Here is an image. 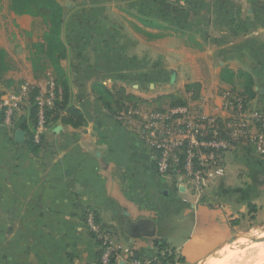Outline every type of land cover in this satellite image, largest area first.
Wrapping results in <instances>:
<instances>
[{"label":"crops","instance_id":"1","mask_svg":"<svg viewBox=\"0 0 264 264\" xmlns=\"http://www.w3.org/2000/svg\"><path fill=\"white\" fill-rule=\"evenodd\" d=\"M73 7L62 27L69 99L43 144L29 145V108L11 126L0 113V264H100L89 214L121 251L117 264L157 263L163 245L178 264H204L246 226L264 224V155L255 146L235 145L224 177L211 174L197 194L180 172L159 174L152 149L114 110L119 87L148 114L183 95L204 114L228 119L223 96L242 95L244 80L222 82L227 68L251 76L252 108L264 111V0H82ZM9 13L10 23L31 21L42 33L24 44L14 35L30 28L3 25L13 32L0 40L9 64L0 103L24 82L44 89L47 73L56 77L37 49L49 13ZM120 14L128 24L114 17ZM187 86L200 97L188 98Z\"/></svg>","mask_w":264,"mask_h":264},{"label":"built area","instance_id":"2","mask_svg":"<svg viewBox=\"0 0 264 264\" xmlns=\"http://www.w3.org/2000/svg\"><path fill=\"white\" fill-rule=\"evenodd\" d=\"M36 89L33 142L41 146L44 134L50 127L48 112L63 99V89L52 73L44 89L27 82L18 86L2 100L0 113L6 125H13L28 110L31 94ZM223 97V110L230 113L225 120L213 118L202 111L193 113L192 108L186 105L154 111L148 116L141 115L142 121H146L141 126L142 132L138 126L131 125L144 144L147 140L156 156L161 176L180 172L190 182L195 193L202 194L211 174L224 177L225 155L239 142L251 143L264 155V111L252 108L251 102L246 101L242 95L225 93ZM138 112L140 110L136 109L131 114L136 113L138 117ZM86 225L101 245V264H117L121 251L103 232L94 214L86 217ZM126 253L132 256L130 251ZM133 264L155 263L135 261Z\"/></svg>","mask_w":264,"mask_h":264},{"label":"trees","instance_id":"3","mask_svg":"<svg viewBox=\"0 0 264 264\" xmlns=\"http://www.w3.org/2000/svg\"><path fill=\"white\" fill-rule=\"evenodd\" d=\"M10 10L17 16H34L40 13L42 10H46L50 15V29L44 38V43L37 45V49L42 51L48 64L53 68L54 73L56 74V79L58 84L63 89V99L59 101L55 107L48 112L49 125L53 123L57 119V114L64 108L68 99H69V89L68 85L63 79V70H62V61L66 58L67 49L62 39V27L64 23V9L60 5L57 0H9ZM9 71V64L7 62V55L0 48V80L3 79L5 74ZM240 77L244 80V93L242 96L246 101L252 102L255 98V93L253 91V79L250 75L240 72L239 74H235L230 69H224L221 73V81L228 84L233 85L234 80ZM194 86H187L186 92L190 91ZM37 90L33 91L31 94V102L29 106V119L33 124L36 121V106L34 103V98L37 95ZM103 91L108 93V89L104 88ZM118 96L120 97V101L117 103L115 111V115L118 116L122 112H127L130 108L129 104L139 103V100L135 98L125 97L123 88H116ZM3 95L0 93V101ZM179 96H170L168 97L173 102L169 107H177V106H186L188 103ZM107 97L103 96L101 99L106 105L108 109H111V104L107 102ZM127 101V102H125ZM113 112V110H112ZM76 114V112H75ZM3 117V115L1 114ZM28 119H24V124L27 123ZM34 126V125H33ZM32 136V137H31ZM44 139V137H43ZM29 145L33 150H37L36 144L33 142V133L30 134V142ZM102 255V251H101ZM100 255V257H101ZM101 260V258H100ZM176 261L182 263V259H178L175 255V252L170 251L167 245H163L160 250V256L158 258V262L155 264H176ZM101 264V262H100Z\"/></svg>","mask_w":264,"mask_h":264},{"label":"rangeland","instance_id":"4","mask_svg":"<svg viewBox=\"0 0 264 264\" xmlns=\"http://www.w3.org/2000/svg\"><path fill=\"white\" fill-rule=\"evenodd\" d=\"M62 6H63V8H64V11H66V17L65 18H67V16L71 13L70 12V10L69 9H72V6H74L73 7V9L75 8V5H77L78 4V2H80V1H82V0H57ZM74 3H75V5H74ZM9 4H10V2H9V0H0V40L1 39H3V38H5L6 36V34H9V32L8 31H5L2 27H3V25L4 24H10V26H12V29H13V31L14 32H18V31H20V30H18L19 29V27H21L22 25H25V26H27L28 28H30L29 30H27V31H20V33H19V35H16L17 33H15V35H14V39L17 41V40H19V42H21V43H24V44H26L27 43V41H29L31 38L33 39V38H36V36H38L39 35V37H40V34L42 33L41 31V29H40V33H38L36 30H31V27H33V26H35V25H33V22H31V21H23V22H21V23H15V22H13V21H11V23H10V18H9V15H10V13H9V11H11L10 10V7H9ZM69 6V7H68ZM43 11V10H42ZM46 11V10H45ZM42 15H45L44 13H42ZM47 15V14H46ZM116 19L117 18H119L120 19V21L122 22V23H124V24H128V19H127V16H124V15H118V16H114ZM43 18V17H42ZM69 18H71V15L69 16ZM37 24H41V27H44L43 26V21L40 19V21H38V23ZM49 25H50V17H49ZM13 26H15V27H13ZM68 28V27H67ZM49 29H50V27H49ZM5 31V32H4ZM12 30H10V34H9V36H8V38L9 39H12V34H11V32H13ZM34 32V33H33ZM37 32V33H36ZM65 32V39H68V40H70L71 39V37H72V34L70 33V32H68V30H66V31H64ZM6 33V34H5ZM36 33V34H35ZM5 40H8L7 38H5ZM2 41V40H1ZM63 62V61H62ZM203 65L204 64H202V69H203ZM41 66H42V64H37V67L40 69L41 68ZM52 68V67H51ZM50 73H52V72H48L47 73V79L49 78V75H50ZM53 74V73H52ZM169 80H170V78H169V73H167V75H166V78H165V81L166 82H169ZM24 83H26V82H24ZM28 83V82H27ZM23 84V83H22ZM21 85V84H20ZM184 87L185 86H183L181 89L183 90L184 89ZM191 92V95L189 94V97L188 98H192V97H200V93L197 91V90H194L193 88L192 89H190V91L188 92H185V93H190ZM179 97L178 98H180V97H182V99L183 100H185L186 101V99H185V97L183 96V95H178ZM191 96V97H190ZM223 101H224V98H223ZM173 101L171 100V99H169V101L167 100V103H165L164 105L166 106V105H170L171 103H172ZM138 105H139V103L137 104V103H133V104H129V106H130V108H129V110L125 113V112H122L121 114H120V117H119V119H121L122 121H125V120H127V122L130 124V126L132 125L133 127L134 126H138V128H139V130H140V132H142V130H141V126L142 125H144V122H146V121H142V116L141 115H143L144 114V116L145 115H149L148 114V112H151L150 110L151 109H149V110H147L146 112H144V110L146 109V107L145 106H139L138 107ZM188 106H193V105H189V104H187ZM168 107H166L165 109H167ZM192 108V111H193V113H197L198 111H201L200 109H197L196 107H191ZM136 109H138V110H140V112H138V114H140V115H138V117H136L135 115H136V113H133V114H131V111L132 112H134ZM153 113V112H152ZM141 116V117H140ZM145 120H147V119H145ZM135 133V132H134ZM141 137H143V135H141ZM145 142H146V146L147 147H150L149 146V144H148V142H147V140L145 139ZM245 230H244V232H241L240 234L241 235H244V236H241L240 234H237V236L236 237H234L232 240H230L228 243H226L224 246H223V248L222 249H220V251H218L216 254H214L208 261H206L204 264H210V262L209 261H214L215 259L217 260L218 258H220V254L222 253V255H225L224 257H226V253L227 254H230L231 252V254L232 255H227L228 256V258H229V256L232 258V257H234V255L235 254H237L236 252H238L239 253V251L241 252V251H243L244 249H246V248H252L251 246H253V245H255L256 246V244L257 243H260L261 242V240L262 239H264L263 237H264V224H260V225H255V226H252L251 228L250 227H248V226H246L245 228H244ZM238 235H240V236H238ZM241 237H243V241L241 240V239H238V238H241ZM244 237L246 238V240L244 239ZM236 242V240L238 241V242H236V244L234 243V241ZM240 241L242 242V243H240ZM245 241V242H244ZM262 242H263V240H262ZM238 243H240V244H238ZM243 243H245V244H243ZM232 244H234V245H232ZM236 245V246H235ZM254 246V247H255ZM258 246V245H257ZM223 250H224V252H225V250L226 251H229V252H225V254L223 253ZM239 250V251H238ZM236 251V252H235ZM233 253H235V254H233ZM219 256V257H218ZM177 260H178V258H177ZM231 260H233V259H231ZM176 264H178V261H176Z\"/></svg>","mask_w":264,"mask_h":264},{"label":"bare ground","instance_id":"5","mask_svg":"<svg viewBox=\"0 0 264 264\" xmlns=\"http://www.w3.org/2000/svg\"><path fill=\"white\" fill-rule=\"evenodd\" d=\"M240 235H238V236H240ZM241 236H244V235H241ZM238 239L242 240L243 237L238 238ZM244 239L246 240L245 237H244ZM262 240H263V242H262ZM262 240L260 243H257L256 246L255 245L251 246L252 248H246L241 252L238 250L239 253L235 251L237 254L233 253L235 255L232 258L230 256L228 258V256H227V255H232L231 254L232 252L230 254L226 253V257H224L225 255H222V253H221L220 258H218L217 260L215 259L212 262L211 261H209V262H210V264H264V239H262ZM238 241L236 240V242H238ZM236 242L234 241L235 244H236ZM240 243H242V242L240 241ZM240 243H238V244H240ZM243 244H245V243H243ZM232 245H234V244H232ZM225 252H229V251L225 250ZM225 252L223 250L224 254H225ZM231 259H233V260H231Z\"/></svg>","mask_w":264,"mask_h":264},{"label":"water","instance_id":"6","mask_svg":"<svg viewBox=\"0 0 264 264\" xmlns=\"http://www.w3.org/2000/svg\"><path fill=\"white\" fill-rule=\"evenodd\" d=\"M16 137H17L18 139H23V138H24V133H23V132H17V133H16Z\"/></svg>","mask_w":264,"mask_h":264}]
</instances>
